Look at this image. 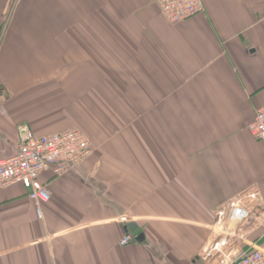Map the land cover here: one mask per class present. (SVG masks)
Wrapping results in <instances>:
<instances>
[{"label":"crops","instance_id":"0c3cea01","mask_svg":"<svg viewBox=\"0 0 264 264\" xmlns=\"http://www.w3.org/2000/svg\"><path fill=\"white\" fill-rule=\"evenodd\" d=\"M158 1L0 0V161L19 126L80 128L92 151L41 175V217L0 187V264H232L264 243V141L248 132L264 0H202L180 23ZM232 206L248 211L234 238L211 229Z\"/></svg>","mask_w":264,"mask_h":264},{"label":"built area","instance_id":"2783aa9c","mask_svg":"<svg viewBox=\"0 0 264 264\" xmlns=\"http://www.w3.org/2000/svg\"><path fill=\"white\" fill-rule=\"evenodd\" d=\"M159 9L170 23H180L191 19L204 11L202 0H159ZM248 132L256 141H264V105L248 126ZM17 152L0 161V187L21 185L28 198L33 202L38 217L41 209L50 200L48 186L41 181V175L50 170L54 176L67 174L91 155L89 137L80 128H72L47 135H35L25 126L18 127ZM217 217L222 211L215 212ZM248 211L232 206L226 223L221 227H211L223 236L236 237L238 228L244 223ZM118 222L130 223L128 217H120ZM126 234L120 241L124 246L131 242ZM232 264H264V243L240 256Z\"/></svg>","mask_w":264,"mask_h":264},{"label":"water","instance_id":"95a60500","mask_svg":"<svg viewBox=\"0 0 264 264\" xmlns=\"http://www.w3.org/2000/svg\"><path fill=\"white\" fill-rule=\"evenodd\" d=\"M128 227H129L130 231H134V229H135V226L132 225V224L128 225ZM140 237H141V236L137 237L136 240H137V241H140Z\"/></svg>","mask_w":264,"mask_h":264}]
</instances>
